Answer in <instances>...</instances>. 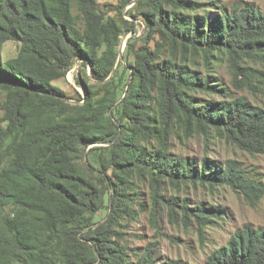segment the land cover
Listing matches in <instances>:
<instances>
[{
	"label": "trees",
	"instance_id": "16d2710c",
	"mask_svg": "<svg viewBox=\"0 0 264 264\" xmlns=\"http://www.w3.org/2000/svg\"><path fill=\"white\" fill-rule=\"evenodd\" d=\"M132 1L118 0L110 15L97 0H0V264H157L152 244L130 262L117 230L135 219L134 202L139 213L147 208L133 200L134 179L149 183L151 225L161 209L200 235L223 210L164 200L165 187H228L251 205L264 195L237 161L197 164L169 151L178 130L264 154V109L243 97L198 104L191 96L214 93L193 67L222 54L234 87L254 88L244 62L264 64V13L241 2L209 18L216 8L198 16V0H137L127 14L141 20L143 38L130 37L116 65L122 35L135 32L123 15ZM9 41L19 48L4 62ZM78 61L83 96L70 102L55 83ZM207 264H264V226L237 229Z\"/></svg>",
	"mask_w": 264,
	"mask_h": 264
},
{
	"label": "rangeland",
	"instance_id": "374dc122",
	"mask_svg": "<svg viewBox=\"0 0 264 264\" xmlns=\"http://www.w3.org/2000/svg\"><path fill=\"white\" fill-rule=\"evenodd\" d=\"M99 7L106 10L110 15H114L115 8L118 6V0H97ZM144 1V0H142ZM198 3L205 4L204 8L196 11L198 16L206 12L208 4H213L214 11L209 15L211 18L220 8L230 9L234 3H252L261 12L264 13V0H198ZM133 5L126 6L123 9L124 18L135 23V32L132 38L139 39L141 44L143 34V24L140 19H134L127 14L132 10ZM76 14V11L73 10ZM130 33H124L121 37L123 44V53ZM153 47V45H151ZM19 46L13 42H6L2 49L1 59L4 62L13 60L18 52ZM119 63L122 62V59ZM118 63V64H119ZM117 64V65H118ZM244 65L254 71L255 77L252 78L253 89H236L232 83V76L228 66V60L225 55L215 57L206 68L202 61L198 59L194 69L201 78H205L214 93H193L191 96L198 104L203 102H218L232 98H246L248 102L264 109V64L260 62L245 61ZM80 61L76 62L72 70L66 75V78L55 83V86L64 91L69 97L74 98L70 102L78 100L83 96V90L75 83L79 76ZM88 72V71H87ZM4 99V94L0 91V105ZM2 111L0 110V117ZM156 147V144H152ZM169 151L172 155L182 158H190L199 164L204 157L215 164L223 165L229 160L237 161L240 168L245 172L246 177L258 183L264 188V154L250 155L235 146L227 144L214 132L207 136L192 135L186 139L178 130H174L170 141ZM133 200H139L147 208L144 212L138 211L137 203L134 202L132 209L136 211L135 219L132 221L122 220L117 230L123 234L122 245L127 248L130 262H135L140 257L143 250L152 244L157 256V264H164L168 261H177L179 264H207L209 256L220 247L224 246L237 229L244 225H250L254 228L264 226V195L254 205H251L242 196L233 192L228 187H217L210 190L207 187L199 185H187L174 192L169 188H164V200L177 195L180 200L187 199L190 207H195L201 202L208 206H216L223 210V219L215 225L209 226L203 230L201 235L198 233L194 222L188 227L182 225L170 224L167 220L165 210L159 211L158 225L155 228L151 225L150 209V186L147 181H137L134 179ZM163 208V207H162ZM107 211H100L97 215V221L102 222Z\"/></svg>",
	"mask_w": 264,
	"mask_h": 264
},
{
	"label": "water",
	"instance_id": "95a60500",
	"mask_svg": "<svg viewBox=\"0 0 264 264\" xmlns=\"http://www.w3.org/2000/svg\"><path fill=\"white\" fill-rule=\"evenodd\" d=\"M136 1H137V0H133V1H132L129 5H127V6L134 5ZM130 34H131V37L134 36V33H131V32H130ZM122 52H123V44L120 43L119 48H118V58H117V61H116V65L120 62V60H121V58H122ZM112 74H113V72L111 73L110 76H112ZM74 102H75V101H74Z\"/></svg>",
	"mask_w": 264,
	"mask_h": 264
}]
</instances>
